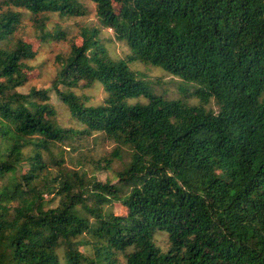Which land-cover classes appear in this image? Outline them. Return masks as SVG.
<instances>
[{"label":"trees","instance_id":"16d2710c","mask_svg":"<svg viewBox=\"0 0 264 264\" xmlns=\"http://www.w3.org/2000/svg\"><path fill=\"white\" fill-rule=\"evenodd\" d=\"M90 1L131 53L113 58L83 26L50 88L21 92L36 54L15 38L21 10L46 41L66 38L49 14L87 10L0 0V264H264V0ZM132 60L191 84L197 102L151 92ZM97 86L100 101L79 92ZM96 133L117 144L102 159L122 160L114 180L65 165V147Z\"/></svg>","mask_w":264,"mask_h":264},{"label":"rangeland","instance_id":"374dc122","mask_svg":"<svg viewBox=\"0 0 264 264\" xmlns=\"http://www.w3.org/2000/svg\"><path fill=\"white\" fill-rule=\"evenodd\" d=\"M79 1L84 4L87 10L85 15L62 18L56 14H49L47 25L51 28L57 23L66 32V38L58 41L39 39L37 36L38 31L32 16L25 10H21L23 16L20 27L15 33V38L21 37L24 40L31 42L36 54L33 59L26 61L28 80L22 87L18 88L19 91L27 92L30 88H50L52 80L55 78L59 68L57 56H66L69 53L72 40L76 41L78 44L81 42L79 29L83 26H96L99 28V35L104 39L109 54L113 58H125L127 54L131 53L125 42L119 41L115 38L111 28L101 25L96 15L95 4L90 0ZM128 65L133 70H139L144 73L143 82L148 90L153 93H161L171 98H180L184 97L186 92L189 93V89L192 87L191 84L181 81L180 77L167 72L160 66L146 65L137 60L130 61ZM79 92L88 93L93 102L100 101L105 95L100 86L89 90L81 89ZM50 94V102L56 107L57 111V122L62 126H69L71 120L69 119L65 107L52 91ZM146 99L147 97L144 94H141L130 97L126 101L131 104L137 101L144 102ZM186 100L190 103L197 102V100L191 95L189 96V94L188 97H186ZM116 145L117 144L113 140L108 139L99 133L93 134L83 140H79L75 150L65 147V165L70 168H76L77 162H82L89 175L93 174L99 180H105L106 177H110L114 180V172L122 167V160L115 159L112 162L110 169H106L102 159L105 157H111L110 154ZM122 155H124L123 161L127 160V154L124 148L122 149ZM115 212L126 213V208L116 205ZM156 243L163 249H166V235L162 232H158L156 235Z\"/></svg>","mask_w":264,"mask_h":264}]
</instances>
